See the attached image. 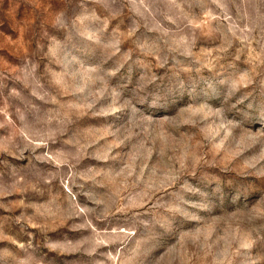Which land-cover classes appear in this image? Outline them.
Instances as JSON below:
<instances>
[{
  "label": "rangeland",
  "instance_id": "1",
  "mask_svg": "<svg viewBox=\"0 0 264 264\" xmlns=\"http://www.w3.org/2000/svg\"><path fill=\"white\" fill-rule=\"evenodd\" d=\"M0 264H264V0H0Z\"/></svg>",
  "mask_w": 264,
  "mask_h": 264
}]
</instances>
